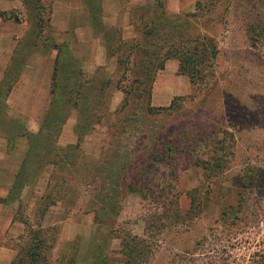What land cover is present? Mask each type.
<instances>
[{
  "label": "rangeland",
  "instance_id": "rangeland-1",
  "mask_svg": "<svg viewBox=\"0 0 264 264\" xmlns=\"http://www.w3.org/2000/svg\"><path fill=\"white\" fill-rule=\"evenodd\" d=\"M105 3L116 13L101 0H0L1 167L21 153L7 191L0 175V263L40 224L56 236L49 264H115L119 240L147 228L172 243L153 264L207 229L211 257L261 264L264 9L250 24L235 0ZM197 36L216 57L194 89L164 53ZM174 206L199 210L185 233L173 220L163 230Z\"/></svg>",
  "mask_w": 264,
  "mask_h": 264
},
{
  "label": "trees",
  "instance_id": "trees-1",
  "mask_svg": "<svg viewBox=\"0 0 264 264\" xmlns=\"http://www.w3.org/2000/svg\"><path fill=\"white\" fill-rule=\"evenodd\" d=\"M235 1L243 5L237 14H239L243 19L246 17L247 20L251 22L250 24H255L256 22L253 18L256 17V13L259 12L260 8H262V10L264 9L261 7L264 0ZM253 12L256 13L253 14ZM247 31H250L252 37L255 36L254 32L256 31H254V28L250 27ZM168 34L169 31H167L166 36L163 35V37L167 38ZM202 39L203 38L197 36L194 39L195 43L192 47L191 45L187 46L184 43H181L183 45L175 48L173 53H171L172 51H166V53H164L166 57L175 58L178 61V71L180 74L188 77L189 82L194 86V89H197L199 81L201 82L205 73H207L208 76L213 77L211 64L216 57L215 46L210 41L200 44ZM197 41H199V43H197ZM171 46L172 44H168L166 45V48L172 49L173 47ZM55 68L56 67H54V71ZM54 71L52 73V85L53 77L55 75ZM217 144L218 147H215V149H221V143L217 141L216 146ZM209 160L217 161L219 166L225 165L227 161L226 158H223L222 156H219L216 159H212V157H210ZM193 210H195V208H190L188 211L181 214L175 206L168 209V222H165V225H163V230L169 232L171 227L177 226L181 228L180 233H185V231L188 230L189 227L192 226L199 218V210L194 213ZM171 220H173V223L175 224L174 226H169ZM44 231L45 230L40 224L26 227L25 235L20 237V242L15 246V255L10 264H49V255L56 236L54 237L53 235V237H47L45 236ZM147 231L146 236L143 238L129 236L120 239L118 242L119 249L117 253L120 254L121 257L116 259L114 263L153 264L155 259L164 258L165 255L163 252L168 249L165 247L163 251L160 243L163 241L167 246L172 243L165 240L166 236L162 235L161 239H156L154 235L149 234V228H147ZM209 233L210 231L207 229V233H203L199 239L195 240L193 244H189L188 247L181 245L182 247L180 246V248L182 249H177L175 253L169 255L166 264H225L224 260L211 257L210 252L214 249L213 244H209L206 241V237ZM193 245L198 246L199 249L195 251ZM260 257H262V255H259V258ZM86 260H89V258ZM261 264H264V260Z\"/></svg>",
  "mask_w": 264,
  "mask_h": 264
},
{
  "label": "crops",
  "instance_id": "crops-1",
  "mask_svg": "<svg viewBox=\"0 0 264 264\" xmlns=\"http://www.w3.org/2000/svg\"><path fill=\"white\" fill-rule=\"evenodd\" d=\"M113 7H114L113 4H109L106 7L105 0H101V11H102V14L103 15H107V14H111L112 15V14H115L116 12H115V10L112 9ZM83 21H84V23L86 25V22H85L86 19L85 18L83 19ZM84 23H81V24L84 25ZM20 158H21V153H19V155L16 156V159H15L14 163H12V164H4V165H2V167L0 165V175L3 178V180H4V183H3L4 186L5 185L7 186V189L6 190L4 188L2 190L7 191L9 189V187L11 186L12 180H13V176L16 173V170L18 169L17 168V164L19 163ZM4 159H5L4 156L0 157V160H4ZM4 253L6 254V257L8 259L6 261L1 262L0 264H10L11 257L14 255V251L7 250V248H5Z\"/></svg>",
  "mask_w": 264,
  "mask_h": 264
}]
</instances>
